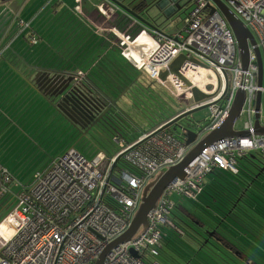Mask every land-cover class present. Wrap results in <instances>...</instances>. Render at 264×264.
<instances>
[{
  "label": "built area",
  "instance_id": "2783aa9c",
  "mask_svg": "<svg viewBox=\"0 0 264 264\" xmlns=\"http://www.w3.org/2000/svg\"><path fill=\"white\" fill-rule=\"evenodd\" d=\"M188 1L191 8L184 18L183 29L172 34L154 31L155 35H149L152 47L144 57L133 56L134 60L126 57L152 83L181 102L192 101V87L214 93L203 101L210 116L201 134L224 121L237 91L243 90L245 98L239 117L244 114L245 121L240 128L235 122L234 129L248 133L223 138L205 147L187 164L183 178L175 177L167 183L157 205L148 212V228L111 247L102 264H159L151 259L157 255L163 225H171V195L191 196L198 192L213 169L236 174L238 155L250 151L264 154V134H255L253 130L258 91L259 120L264 125V0H224L256 39L263 62L260 86L252 47L249 61L243 67L234 35L224 17L211 7L212 2ZM97 8L109 17L110 11L104 4ZM29 42L36 40L30 37ZM1 54L0 50V57ZM179 54L185 56L177 70L179 75L168 73L161 79L160 74L169 69ZM80 79L78 75L76 80ZM208 85L211 89H207ZM112 139L119 147L115 154L97 150L86 158L71 146L43 171L35 172L31 189L17 196L0 221L10 231L0 238V264H94L102 250L129 227L145 185L160 171L181 161L190 147L160 126L132 143L114 136ZM118 154L130 167L113 173L111 167ZM3 179L9 180L8 175H3Z\"/></svg>",
  "mask_w": 264,
  "mask_h": 264
},
{
  "label": "trees",
  "instance_id": "16d2710c",
  "mask_svg": "<svg viewBox=\"0 0 264 264\" xmlns=\"http://www.w3.org/2000/svg\"><path fill=\"white\" fill-rule=\"evenodd\" d=\"M153 3L154 0L151 3H146L145 0H142L133 10L138 12L146 4L151 5ZM28 38L27 34L24 39L28 41ZM9 57L12 58L13 62L4 56L0 57L1 61L5 60L7 62L8 60L7 66H9V69L7 71H10V67L12 66L16 68L18 64L21 67L24 65L21 63L23 58L17 56ZM127 66L130 67L129 65ZM41 68L27 63L24 65L25 70L21 73L23 76L26 73L31 75V77L27 75L25 79L31 81L32 86L37 92L39 89L34 86L32 75L35 74L37 69ZM116 68L118 71L119 67L117 66ZM126 70L127 75L123 76L119 73L99 75L100 81L97 86L91 78L97 76V73L93 76L87 75L86 82L92 85L95 91L96 89L103 91L106 88L110 94H107L105 91L103 93L109 99L115 98L123 88L129 85L125 94L119 98L124 97L128 104L137 105L138 103H144L146 107L143 109L144 112L150 113L149 118L152 116L151 118L155 121L158 119L156 117H160L163 113L167 115L165 117L167 119L183 111V109L175 110L173 108L174 111L172 110L171 115H169L167 111L170 110V107H164L165 103L163 101L160 103V100L153 95L142 97L144 93H148L149 89L159 85L152 83L153 81L149 79L146 81L142 79L141 76L144 73L142 71H138L133 67L130 70ZM106 75H108L109 80L114 79V81H110V84H107L108 80L101 79L102 76ZM137 75L139 77L135 79ZM117 77L118 80L116 79ZM105 84L108 85V88L105 87ZM153 84H156V86H153ZM146 89L148 90L146 91ZM26 91L27 89L22 94ZM165 95L169 96L170 94L167 93ZM3 98L1 97L0 100ZM11 100L7 101V105L10 104ZM17 102L18 100L12 105L18 106L19 103ZM157 104L159 106L155 107ZM28 106L29 103L21 106L18 114V110L15 107L12 113L9 114V118L12 115L14 118L16 116L17 118L20 117L27 110ZM138 108L137 112L142 113L140 106ZM2 112L0 111V115L4 117L8 113V111ZM60 114L62 113L60 112ZM120 120L122 123L128 122L123 117ZM68 123L73 127L72 132L77 135L76 140L82 141L84 137L75 130L69 121ZM128 123L129 128L130 126L132 127L133 124L130 125V122ZM202 127L201 125L200 131H202ZM127 131L128 127L125 128L124 133L121 135H127ZM141 132L144 134L148 131L142 130ZM111 134L110 136L113 137ZM174 134L178 139L182 140L179 134ZM126 138L129 139L127 136ZM23 142L25 143L24 139ZM97 150L106 151L103 147L94 145V148L89 152H85V154L93 155ZM64 152L49 157L47 164L37 168L31 178H29V175L24 177L18 175L15 169L11 168L13 161L10 158H0V221L15 203L17 196L21 192H27L31 189L35 172L43 171L54 159ZM106 152L108 153V151ZM6 160H9L8 163ZM127 167L129 168L130 166L120 159L115 165L113 173ZM237 167L238 172L236 174L227 170L213 169L201 182L198 192L194 191L191 196L178 194L180 195L178 201L171 198L173 202V207L169 214L171 225H163L161 243L157 247V255L151 261L159 264H264V154L260 151H250L244 155H238ZM3 175H8L9 180L5 181ZM183 199H188V201L184 203Z\"/></svg>",
  "mask_w": 264,
  "mask_h": 264
},
{
  "label": "rangeland",
  "instance_id": "374dc122",
  "mask_svg": "<svg viewBox=\"0 0 264 264\" xmlns=\"http://www.w3.org/2000/svg\"><path fill=\"white\" fill-rule=\"evenodd\" d=\"M32 1L33 0H31V2ZM45 1L43 0V4ZM181 3L183 4V7H181L179 12H174V14L170 16L169 21H164L163 24H159V26H161L165 31L171 33L173 31L183 29L184 18L191 6L189 5L190 2L188 0H181ZM75 9L76 5H74L73 8L74 12ZM41 10H43V6H41L39 9L40 14L42 13ZM167 15L168 14H166V16ZM49 23H51L50 27H53L54 30L60 22L58 20L52 22L50 19ZM5 28L6 26L4 25L0 31L2 32V30H5ZM60 29L61 27L57 28L56 30V32H59L57 39L58 41L54 42L56 38L52 39L49 43L46 42V39L43 40L42 45H44V47L46 46V52L44 53L42 51L39 55L30 54L28 52L37 41L35 43H30L25 40L26 46L22 52L23 54L21 58L23 59L21 60V63L24 65L29 63L30 65L34 64L35 66L46 68L45 70L50 71L51 74L55 69L65 71L69 67L74 68L76 64H78V58L74 56L76 54L74 50L76 51L77 46L76 38L72 35V32L65 33L66 27L62 28L61 30ZM1 32L0 40L3 37V32L2 34ZM5 43L6 42L4 41L0 44V50L3 49ZM40 44L41 42H39V44L35 47H38ZM60 47L61 49L59 50L58 48ZM68 50L72 52H69ZM55 51H58L61 55H63L62 58H57L56 55L59 53H56ZM71 53L72 55L70 57L67 56ZM24 65L21 67V65L18 64L16 68H13L12 66L10 67V71L0 70V98L4 97L2 100H0V111H8L5 117L0 115V158H10L13 161L11 168L15 169L18 175H21V177L29 175V178H31L33 172L37 168L43 167L47 164L49 157H53L64 152V150L69 146H74L76 149L81 151L86 158L92 157V154L89 155L87 153V155L85 152L91 151L94 148V145L103 147L106 151H108V153H114L119 149L117 143H113L111 141V136L108 133L104 136H97V143L92 142L90 138H84L82 141H77V135L72 132L73 127L68 123L66 118L60 114V111L54 105L56 99H50L44 90L37 92L32 86L31 81L25 79L27 75L31 77L30 74L26 73L25 76L21 75L22 71L25 70ZM31 70L33 69L31 68ZM99 72L100 71L98 70L97 75L102 74ZM104 78L110 82L107 76H104ZM141 78L145 79V81L148 80V77L144 73L142 74ZM153 86H156V84H153ZM26 89L27 91L22 94V92ZM147 90L148 89H146V91ZM147 92L148 93H144L142 97L153 95L160 100V103L161 101L165 103L164 107L168 106L177 110L195 106L193 100L189 103H186L181 102L172 96H166L165 94L168 92L163 88L161 89L159 86L155 88L153 87ZM10 99L12 100L10 101V104L7 105V101ZM17 100L19 105H12ZM124 100L125 98L121 97L119 100L121 103H117V106L120 111L124 112H119L120 115H122L123 118H126L128 122H130V125H134V136L140 135L139 127H141V130L149 131L153 126L164 120L166 117V114L163 113L165 116L157 119L156 121L151 117L150 119V113H145L143 110L146 108L144 103H138L137 105H127ZM27 103H29V106L20 117L17 118L16 116V119L12 115V117L9 118V114L12 113L15 107L18 110V114L21 106ZM138 106H140L143 113L137 112L139 109ZM158 106V104L155 105V107ZM124 109L128 111V113H126ZM167 113L171 115L172 110L167 111ZM209 116L210 111L208 107H203L189 114L187 119L191 121L193 128L197 130L201 128V125L204 126V123L206 124ZM184 120L186 121V119ZM244 121L245 115L243 114L237 119L236 127H242L244 125ZM128 122L125 123L127 127L129 124ZM173 127H175V125H172L170 129ZM23 139L25 140V143L23 142ZM8 161L9 160H6L7 163ZM179 197L180 195L178 194L171 195L173 200L178 201ZM182 201L185 203L188 201V199H183Z\"/></svg>",
  "mask_w": 264,
  "mask_h": 264
},
{
  "label": "water",
  "instance_id": "95a60500",
  "mask_svg": "<svg viewBox=\"0 0 264 264\" xmlns=\"http://www.w3.org/2000/svg\"><path fill=\"white\" fill-rule=\"evenodd\" d=\"M107 1L115 6L120 7L131 18L139 22L144 28H146L150 32L157 31L161 34H166L164 31L160 29V26L157 23L159 18L157 19L152 18L149 15L148 11L146 13L136 12L135 10H133V8H130L129 6L123 4L121 0H107ZM210 1L214 5V6L211 5V7L214 10H217L224 17V19L226 20L229 28L231 29L234 35L243 67H245L249 61L250 46L255 52L256 62L258 65L257 85L260 86L262 84V79H263V62H262L260 49L257 45L253 33L238 18V16L232 12V10L225 4L224 0H210ZM168 3L169 0H154V3L152 5H154V7L156 8H161L166 6L163 12V14L166 15L170 10L167 7ZM171 8L173 9L176 7L171 6ZM150 18L153 20V22L151 21ZM166 19L167 18L165 16V20ZM184 58H185L184 54H179L170 63L169 69L163 71L160 74V78L165 79L168 73H174L179 75L177 70L180 64L182 63V61L184 60ZM53 71L54 73L50 74V71H47L45 69H37L32 80L34 86L37 89H39V91L40 90L43 91L46 88H49L51 91L53 90L50 94H46V95L50 99L53 98L56 99L54 105L67 120L75 124V121L69 116H67V112L65 110L66 107H68L69 110L77 114V116L80 118V122L83 120L87 121V123L89 124V128L101 124L105 120V119L103 120V118L108 117L111 120H113L114 123L113 129L111 131L112 134L111 133L110 134L113 135L114 133L119 132V130L123 127V125H122V121L120 120V118H122V115H120L119 113L120 109L117 106V100L121 95L125 94V92L129 88V85L123 88L122 91L118 94V96H116L112 100L109 99V101L105 102V105H102L101 107L98 106L96 108L95 107L96 103L93 100L88 102V107L91 109V113H93V116H91L90 114H88L87 109H82L80 104L74 101V99H72L71 97V94L74 95V93H77L78 90H80L79 85H81L80 83H83V81H81V79L76 80V77L74 76L73 72H67V71L65 72L56 69ZM138 77L139 76H137L135 79H137ZM184 81L186 85H189L188 81L186 80ZM207 89H211V85H208ZM191 91H192V100L194 101L195 104L194 107L187 110H183L180 113L171 116L170 119L164 118V120H162L158 125H156V127L160 126V129H167L173 133L179 134L182 140L184 141L185 145L190 146L188 151L186 152L185 156L182 158L181 161H179L175 165L169 166L168 168L160 171V173L157 174L154 177V179L150 180L145 185L143 189L141 201L130 221L129 227L120 237L110 242L102 250V252L100 253L98 259L95 261L94 264H102L104 256L110 250L111 247L119 243L125 242L126 240H129L137 231L141 230V232H143L148 228L149 225L148 212L150 211L151 208L157 205V202L167 183L175 177L183 178L186 174L185 167L187 166V164L190 161H192L205 147L223 138L243 135L248 133L247 130L239 131L234 129V124L237 118L239 117L245 98V92L243 90L240 89L237 91L232 106L224 121L218 127L211 129L207 132H204L202 134L200 131L201 129L195 130L193 128L191 121L187 119V117L189 116V114L193 113L198 109H201L203 107H208L206 103H203V101L213 96L214 93L213 94L204 93L201 90H199L197 87H192ZM91 92L92 90H88L87 93L82 90V97L85 98L94 97L92 96ZM260 101H261V93L260 91H258L256 94V103H255L256 113H255V120L253 126L254 133L258 135L264 134V125L261 124L258 113L260 108ZM98 102L101 103V101L99 100ZM115 110L117 111L118 114H114L113 111ZM87 114L89 116H87ZM184 119H186V121ZM172 125H175V127L170 129ZM89 128L85 130L84 133H81L82 137L87 139L91 138L90 135L88 134ZM91 134L95 136H103L102 130L100 128H97V132ZM121 158H122L121 154H118L116 156L111 167V172ZM131 253L135 255L134 251H131Z\"/></svg>",
  "mask_w": 264,
  "mask_h": 264
},
{
  "label": "crops",
  "instance_id": "0c3cea01",
  "mask_svg": "<svg viewBox=\"0 0 264 264\" xmlns=\"http://www.w3.org/2000/svg\"><path fill=\"white\" fill-rule=\"evenodd\" d=\"M46 1L43 4V0H33L32 2L31 0H0V29L3 28L4 25L6 26L5 30H2L3 37L0 40V44L4 41L6 42L3 46V49L1 50V57L4 56L10 60L12 58H10L9 56H17L21 58L22 55L20 54H23L22 52L25 49L24 47L26 46V41L24 37L27 34L28 36H30L31 33L33 35H31L30 37H34L37 42L34 46L31 47L28 52L37 55H39L42 51L45 53L46 46L44 47V45H42L43 40L46 39V42L49 43L52 39L56 38L54 42L58 41L57 39L59 32H56L57 28L61 27L62 29L66 27L65 33L72 32V35L76 38L77 46L76 51L74 50V52L76 53L74 56L78 58V64H76L74 68L69 67L67 70H65V72H73L76 78L78 77V75H80L82 81L86 82L87 75L93 76L98 72V70L103 75L107 73H119L122 76L127 75L126 69L130 70L131 67L140 71V69H137V67L134 66L132 62L124 55V53L117 50L113 46L105 44V39L108 35L111 34V30L113 29V27L115 25L119 26L125 20L129 21V25H126V27L128 28L126 29L130 36L133 37L132 39H136V36L139 34V32H137L134 28H139L140 30L142 29V25L137 21L135 22V20L131 18L120 7L109 3L107 0H72L73 2L71 0H48L47 2ZM121 1L123 2V4L129 6L130 8H134L142 0ZM152 1L153 0H149L148 2L151 3ZM99 4H104L106 9H109V17L105 16V14H103L102 12H99L97 8ZM74 5H76L75 12L73 10ZM41 6H43V10H41L42 13L40 14L39 9ZM171 6H174L176 8L172 9ZM165 7L166 6L156 8L152 4H146L138 12L146 13L148 11L149 15L152 18H159V20L157 21L158 24H163L164 21H169L170 16H172L174 12H179L181 7H183V4L181 3V0H169L167 7L170 10L167 16L163 14ZM165 16L167 18L166 20ZM50 19L52 22L55 20H58L60 22L54 30L53 27H50ZM151 21L153 22L152 19ZM160 29L166 34H172L175 32H167L161 26ZM147 36L149 35L147 34ZM30 37L28 38V42L30 41ZM39 42H41V44L38 47H35L39 44ZM145 43L151 46V43L149 41H146ZM58 49L60 50L61 47ZM148 50L149 49H146L144 51L147 52ZM9 52L11 53L10 55ZM55 52L57 53L58 51ZM71 55L72 53L67 56L70 57ZM62 56L63 55H61L60 53L56 55L57 58H62ZM5 62V60L0 62L1 71H7L9 69V66H7L9 63L8 60V63ZM127 65H129L130 67H128ZM117 66L119 67L118 71L116 70ZM91 78L94 80L95 84L99 83L100 81L99 75ZM103 78L104 76H102V79ZM116 79L118 80V77ZM110 81L113 82L114 79ZM107 84H110V82L108 81ZM107 86L108 85H106V87ZM119 100L120 98L117 100V103H121ZM124 102L127 105L132 104H128L126 100H124ZM170 110L174 111L172 107H170ZM124 111L128 113V111H126L125 109ZM134 130L135 127L132 125V127L130 126L129 128L128 124V131L126 133L129 134L127 135L129 139H127L126 136L120 137L127 143L137 141L141 137V135H143L141 132L142 130L141 127H139V136L133 135ZM111 141L114 143L112 137ZM93 142L97 143V141L95 142L94 140ZM1 162L3 161L1 160ZM6 166L9 168L8 165Z\"/></svg>",
  "mask_w": 264,
  "mask_h": 264
},
{
  "label": "flooded vegetation",
  "instance_id": "af4514ba",
  "mask_svg": "<svg viewBox=\"0 0 264 264\" xmlns=\"http://www.w3.org/2000/svg\"><path fill=\"white\" fill-rule=\"evenodd\" d=\"M53 73H54V71L52 72V74ZM33 76L34 75H32V78H33ZM80 84H81V85H79L80 90H78L77 93H74L75 96L73 94H71V97H72V99H74V101H76V102H78L80 104L82 109H87L88 110V114L93 116V113H91V109L88 107V102L93 100L96 103V106H95L96 108L98 106L101 107L102 105H105V102L109 101V98L107 96H105L103 91H105L107 94H110V92L106 88L103 91H98L97 89L95 91L94 90L95 88L92 85H90L87 82H85V81H83V83H80ZM97 85H99V83H96V86ZM82 90L84 92H86V93H87L88 90H92L91 93H92V96H94V97H89V98L82 97ZM44 91H45L46 94H50L53 90L51 91L49 88H46ZM112 99L113 98H110V100H112ZM98 100L101 101V103H99ZM65 110L67 112V116H69L70 118H72L75 121L76 125L68 120L74 126V128H75V130L77 132H79L81 134V133H84V131L89 128V124L87 123V121L83 120V121L80 122V118L77 116L76 113H74L71 110H69L68 107H66ZM112 110H113V108H112ZM113 112H114V114H118L116 110L113 111ZM88 114H87V116H89ZM97 115H98V113H97ZM164 116L165 115L163 114V115H160V117L157 116L156 118L160 119V118H162ZM167 119H170V117L167 118ZM103 120L104 121L101 124L96 125L97 127L93 126L92 128H89L88 134L91 137L90 139L94 140L95 142L98 141L97 138H96L97 136L92 135L91 133L97 132V128H100L102 130L103 136L106 135L107 133L110 134L112 129H113V126H114L113 120H111L108 117L103 118ZM122 125H123V127L119 130V132L113 134L114 137H117V138L121 139V137H120V136H122L121 134L124 133L125 128H127L125 123H122ZM115 153L116 152H114L113 154H115Z\"/></svg>",
  "mask_w": 264,
  "mask_h": 264
},
{
  "label": "bare ground",
  "instance_id": "6f19581e",
  "mask_svg": "<svg viewBox=\"0 0 264 264\" xmlns=\"http://www.w3.org/2000/svg\"><path fill=\"white\" fill-rule=\"evenodd\" d=\"M129 21H123L119 26H117L110 35H108L105 39V44L115 47L116 49L121 50L125 56L129 57L130 59L134 60L132 57L136 56L144 57L146 52L144 50L151 49L152 46H149L146 41L150 42V38L145 34V32H140L139 28H134L139 34L136 36V39H132L133 37L130 36L128 33L126 25ZM136 32V33H137ZM245 131V130H242ZM10 232L7 224L5 222L0 223V238L2 235Z\"/></svg>",
  "mask_w": 264,
  "mask_h": 264
},
{
  "label": "clouds",
  "instance_id": "9594fccd",
  "mask_svg": "<svg viewBox=\"0 0 264 264\" xmlns=\"http://www.w3.org/2000/svg\"><path fill=\"white\" fill-rule=\"evenodd\" d=\"M135 22H136V21H135ZM115 26H117V25H115ZM115 26H114V27H115ZM141 28H142L141 31L144 30V32H145L146 34H148V35H151V37H152V35H155L154 32H151V33H150L149 30H147L146 28H144V27H142V26H141Z\"/></svg>",
  "mask_w": 264,
  "mask_h": 264
}]
</instances>
